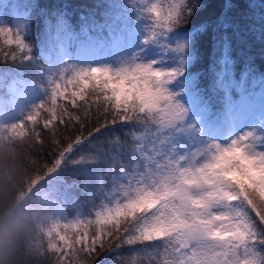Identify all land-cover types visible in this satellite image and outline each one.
Returning <instances> with one entry per match:
<instances>
[{
    "label": "snow or ice",
    "instance_id": "1",
    "mask_svg": "<svg viewBox=\"0 0 264 264\" xmlns=\"http://www.w3.org/2000/svg\"><path fill=\"white\" fill-rule=\"evenodd\" d=\"M246 4L217 20L245 22L264 40ZM203 9L204 0H123L107 16L69 17L48 37L47 61L0 15V63L12 66L0 71L12 74L0 119L58 149L44 165L54 212L37 243L47 264H106L124 247L117 264H264V125L236 127L254 93L236 104L226 88L201 96L185 83L179 30ZM20 11L9 10L12 21ZM89 120L93 131L56 142ZM69 165L73 182L62 179ZM69 205L87 210L70 217Z\"/></svg>",
    "mask_w": 264,
    "mask_h": 264
},
{
    "label": "trees",
    "instance_id": "2",
    "mask_svg": "<svg viewBox=\"0 0 264 264\" xmlns=\"http://www.w3.org/2000/svg\"><path fill=\"white\" fill-rule=\"evenodd\" d=\"M122 4L123 0H0V15L9 17V23L18 24L36 56L47 61L50 53L44 50V45L48 37L60 30L69 17H83L84 13L107 16L116 13ZM252 4L254 11L247 23L259 28L264 23L261 18L264 0H252ZM226 5L234 7L233 15L247 10L246 0H204V9L194 14L179 30L182 32L178 38V44L182 46V67L188 77L185 83L190 82L192 89L201 96L209 93L215 97L226 88L236 104L251 91L254 95L249 97L243 110L247 111L264 82V40H261L259 31L254 34V39L246 35L243 30L245 22L238 25L218 22L217 18L222 20L223 12L227 11ZM18 9L21 10L20 17L12 21L9 10L15 15ZM11 67V64L0 63V71ZM15 71L28 72L23 67H17L13 73ZM11 81L12 74L0 79V98L5 102L10 97ZM182 91L186 94L188 89ZM15 123L12 119H0V193L8 194L12 213L27 223L17 256L18 264H47L37 243L42 226L47 225V218L54 212L53 180L45 179L44 165L51 164L58 149L54 148L46 133L43 146L39 147L38 137L14 130ZM94 126L98 125L89 120L84 128L61 129L56 142L63 147L69 137L75 139L78 135H87ZM77 167L69 165L62 179L73 182L78 176ZM77 196L83 199L79 191ZM86 210L83 205L64 208L65 215L70 217ZM127 255L128 248H121L115 255H108L106 264H117ZM142 259V255L136 256L137 264ZM81 264L85 262L81 261Z\"/></svg>",
    "mask_w": 264,
    "mask_h": 264
},
{
    "label": "clouds",
    "instance_id": "3",
    "mask_svg": "<svg viewBox=\"0 0 264 264\" xmlns=\"http://www.w3.org/2000/svg\"><path fill=\"white\" fill-rule=\"evenodd\" d=\"M26 229V221L12 213L8 194L0 193V264H18Z\"/></svg>",
    "mask_w": 264,
    "mask_h": 264
},
{
    "label": "rangeland",
    "instance_id": "4",
    "mask_svg": "<svg viewBox=\"0 0 264 264\" xmlns=\"http://www.w3.org/2000/svg\"><path fill=\"white\" fill-rule=\"evenodd\" d=\"M188 42H189V40H188ZM263 91H264V82L262 83V85L258 89V91L256 93L257 98L253 102V104L251 105L250 110L247 112H244L243 119H241L240 121L237 122V125H236L237 129H239L240 127H243L245 124H249L251 122L259 123V124L255 125V127H259L260 125H264V119H262V117H264V110H262V107H261V103H262L261 93ZM9 99H10V97H9ZM26 197H27V195L25 196V198ZM21 201H24V199H21Z\"/></svg>",
    "mask_w": 264,
    "mask_h": 264
}]
</instances>
